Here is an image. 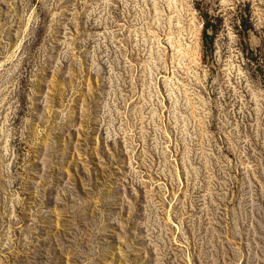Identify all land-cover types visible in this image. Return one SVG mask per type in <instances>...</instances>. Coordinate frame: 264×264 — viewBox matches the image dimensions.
<instances>
[{
	"label": "rangeland",
	"instance_id": "obj_1",
	"mask_svg": "<svg viewBox=\"0 0 264 264\" xmlns=\"http://www.w3.org/2000/svg\"><path fill=\"white\" fill-rule=\"evenodd\" d=\"M0 264H264V0H0Z\"/></svg>",
	"mask_w": 264,
	"mask_h": 264
},
{
	"label": "trees",
	"instance_id": "obj_2",
	"mask_svg": "<svg viewBox=\"0 0 264 264\" xmlns=\"http://www.w3.org/2000/svg\"><path fill=\"white\" fill-rule=\"evenodd\" d=\"M212 24L209 22V18L206 16V25H205V30H206V42L209 41L210 35H209V30L212 28Z\"/></svg>",
	"mask_w": 264,
	"mask_h": 264
}]
</instances>
